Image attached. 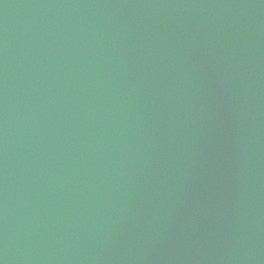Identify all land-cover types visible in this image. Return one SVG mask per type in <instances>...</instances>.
<instances>
[{
	"label": "water",
	"instance_id": "1",
	"mask_svg": "<svg viewBox=\"0 0 264 264\" xmlns=\"http://www.w3.org/2000/svg\"><path fill=\"white\" fill-rule=\"evenodd\" d=\"M0 264H264V0H0Z\"/></svg>",
	"mask_w": 264,
	"mask_h": 264
}]
</instances>
